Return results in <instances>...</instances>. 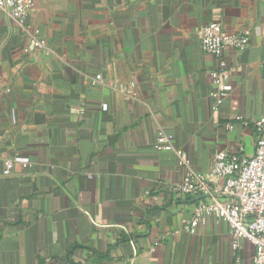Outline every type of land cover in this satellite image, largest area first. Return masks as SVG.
<instances>
[{
  "label": "crops",
  "instance_id": "obj_1",
  "mask_svg": "<svg viewBox=\"0 0 264 264\" xmlns=\"http://www.w3.org/2000/svg\"><path fill=\"white\" fill-rule=\"evenodd\" d=\"M34 2L23 24L0 11V155L13 160L0 173V264H71L72 247L74 264H252L253 245H233L214 215L184 228L185 168L152 142L172 133L202 172L219 149L253 154L264 0ZM211 21L249 34L224 52L232 91L216 110V58L199 37ZM33 29L46 52L25 50Z\"/></svg>",
  "mask_w": 264,
  "mask_h": 264
},
{
  "label": "built area",
  "instance_id": "obj_2",
  "mask_svg": "<svg viewBox=\"0 0 264 264\" xmlns=\"http://www.w3.org/2000/svg\"><path fill=\"white\" fill-rule=\"evenodd\" d=\"M34 8V0H0V11L19 24L24 23ZM199 37L202 50L216 58V65L210 71V97L216 110L232 91L231 69L224 52L247 49L249 34L245 30H225L222 23L211 21L203 25ZM35 49L47 51L39 29H33L25 48L26 51ZM90 81H101V75H95ZM252 125L255 131L253 154L245 155L241 145L234 150L219 149L213 155L210 169L205 172L195 170L187 153L175 148L170 132L158 129L152 146L156 151L173 152L185 168L175 187L179 195L193 199L192 216L184 228L193 232L206 215H214L227 223L233 245L239 239H247L253 245L252 264H264V115L252 120ZM12 168L13 160L0 155L1 175H10Z\"/></svg>",
  "mask_w": 264,
  "mask_h": 264
},
{
  "label": "trees",
  "instance_id": "obj_3",
  "mask_svg": "<svg viewBox=\"0 0 264 264\" xmlns=\"http://www.w3.org/2000/svg\"><path fill=\"white\" fill-rule=\"evenodd\" d=\"M188 201L193 202V199L188 198ZM75 249L74 247H72L71 250H67V252L64 255V259H66L67 262L74 264L70 258L71 254H72V250ZM37 264H43L41 261L37 262Z\"/></svg>",
  "mask_w": 264,
  "mask_h": 264
}]
</instances>
